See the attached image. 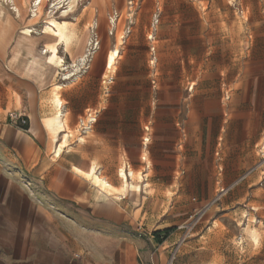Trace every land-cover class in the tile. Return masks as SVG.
I'll return each instance as SVG.
<instances>
[{
    "label": "rangeland",
    "instance_id": "1",
    "mask_svg": "<svg viewBox=\"0 0 264 264\" xmlns=\"http://www.w3.org/2000/svg\"><path fill=\"white\" fill-rule=\"evenodd\" d=\"M34 1L0 0V55L8 51L9 43L14 42L22 28L34 25L41 29L51 9L56 11L57 20H75L80 30L91 26V36L96 21L97 29L93 31L99 36L100 47L91 56V74L94 75L102 73L108 51L126 49L132 34L138 40L149 39L151 64L158 71L154 87L120 90L114 88V83H103L102 90L106 100L142 102L133 105L128 112L143 120L127 122L119 134L124 147L131 152L142 146L138 162L142 167L135 172L137 162L132 161L127 168L134 172L132 179L136 184L134 191L128 190L133 195L127 203L138 204L134 212L146 231L169 230L166 234L145 231V239L153 235L155 241L161 243L170 233L178 236L165 263L184 252L182 257L193 258L192 262L200 264H264V120L234 121L233 137L238 140L245 133L248 139L228 159L221 156L223 140L219 146L215 140L219 122H207L204 136L207 130L208 141L206 150H202V163H192L189 158L196 156L197 151L194 145H189V135L198 123L191 125L187 120L185 104V100H200L201 94L202 100H209L212 110L215 100H226L227 95L230 100H252L255 94V100H263L262 67L251 63L264 57V0H122L121 4L119 0H77L68 12H62L67 0L60 3L43 0L39 17L31 19ZM108 2L110 13L98 15L96 4L103 6ZM13 3L20 10L19 18L12 9ZM59 5L61 8H57ZM111 17L119 18L116 32L108 23ZM29 21L33 23L29 25ZM173 28L176 39L168 44L164 38ZM87 34L86 30L78 46L88 41ZM171 45L175 46V66L167 63L171 59L167 47ZM13 47L14 43L11 50ZM67 63L70 64L64 62V66ZM116 67L115 64L112 70ZM57 72L60 79L64 71ZM96 86V81L91 82V90ZM0 100H7L2 91ZM94 112L90 110L87 115L94 116ZM86 116L81 118L84 125L80 123L78 129L87 126ZM243 124L247 128L243 129ZM71 134L74 135V131ZM145 138L147 144H143ZM118 139L114 137V141ZM116 145H113L114 151ZM118 159L114 161L116 167L110 161L107 169H98V172L122 185L125 182L119 169L128 161L124 160L123 152ZM138 184L146 189L142 192ZM222 187L227 191L219 195ZM192 220V229L184 238L181 226ZM247 223L257 230L256 242L241 230ZM208 227L220 232L221 248L198 249L193 244L202 235L203 241L217 239L213 231L204 233L208 232ZM200 229L203 232L197 235L195 232Z\"/></svg>",
    "mask_w": 264,
    "mask_h": 264
},
{
    "label": "crops",
    "instance_id": "2",
    "mask_svg": "<svg viewBox=\"0 0 264 264\" xmlns=\"http://www.w3.org/2000/svg\"><path fill=\"white\" fill-rule=\"evenodd\" d=\"M95 8L98 15L105 16L112 10L110 2L103 6L96 4ZM67 22L70 29L75 31L74 38L67 50L59 46L58 52L70 63L73 58L78 60V56L86 52L91 26L88 29L84 26L80 30L75 20ZM32 23L28 22L29 25ZM108 23L116 32L119 18L115 17L114 23ZM93 27L97 29L96 21ZM86 30L88 41L80 47L78 40ZM174 30L164 38L168 44L176 39ZM115 32L114 35L109 33L113 35V46H116ZM34 38L30 47L25 41L15 56L11 50L14 42L9 43L11 47L3 56L0 55V92L7 97V100H0V264H166L178 236L170 233L161 243L156 242L153 235L145 239L146 230L134 212L138 204L133 206L127 203L133 193L127 190L120 197L104 196L89 179L73 168L76 166L87 170L94 167V170H103L109 167L110 161L116 167L114 161H119L118 156L122 152L124 160L128 161L123 163L126 168L132 161L137 162L135 172L142 167L138 164L142 146L131 152L119 137L127 122L143 120L141 116L128 112L133 105L142 102L106 100L102 84L114 83V88L120 90L153 88L158 71L151 64L149 39L144 37L138 40L132 34L126 49L119 48L115 63L117 67L113 71L107 72L104 67L100 75L91 74L90 60L84 72L74 73L66 79L67 82L58 90L62 100L59 116L56 112L59 107L53 103L51 95L52 87L60 81L56 77L60 66L37 68L28 63L44 45L42 36L36 34ZM97 38L99 40L98 34ZM236 42L235 49L238 51ZM167 49V55L171 57L167 63L175 66V46H168ZM251 64L262 67L264 78V57ZM107 76L113 78L110 83L104 82ZM94 81L97 86L91 90V82ZM225 99L215 100L213 110L209 109V100H202V94L200 100H185L187 120L191 125L198 123L189 135V145H194L197 151L196 156L189 158L190 162L202 163V150H206L208 141L207 130L204 136L207 122H219L215 140L217 146L223 140L221 156L228 159L248 139L245 133L238 140L233 137L234 121L264 120V96L263 100H255V94L252 100H230V95ZM90 110H95V121L78 129L80 123L84 125L81 118H85ZM10 112L23 115L26 123L16 124L9 120ZM90 116L92 114L88 113L86 118ZM242 128H247L246 124ZM66 131H74V135L69 132L72 136L68 135L66 147L57 156L54 148L58 147ZM80 137L83 142L79 140ZM114 137L119 139L114 141ZM114 143L117 144L116 151ZM106 178L114 186L120 185L109 175ZM210 229L208 227V232L204 233L213 231L217 239L203 241V235L200 236L193 242L198 249L221 248L218 241L220 232ZM160 231L163 233L164 230L154 228L146 232L152 234ZM201 232L202 229L195 233L198 235ZM182 249L186 251L185 247ZM183 254L181 252L180 256L174 257L170 264H200L192 262L193 258L182 257Z\"/></svg>",
    "mask_w": 264,
    "mask_h": 264
},
{
    "label": "bare ground",
    "instance_id": "3",
    "mask_svg": "<svg viewBox=\"0 0 264 264\" xmlns=\"http://www.w3.org/2000/svg\"><path fill=\"white\" fill-rule=\"evenodd\" d=\"M6 1L8 2V0H6ZM11 1L14 2V0H11ZM37 1H38V3L36 5L35 9H32L33 13L31 14V19H37L39 17V15H40L41 5H42L43 0H37ZM62 1L63 0H57L56 2L60 3ZM76 1L77 0H67L66 7H65L64 10H62V12L71 11L73 6L75 5ZM119 1H120L119 3L121 4L122 0H119ZM57 8H61V6L59 5V6H57ZM12 9L15 11L16 17L19 18L21 13H20V10L17 8V6L14 3H13V8ZM55 13H56V11H53V9H51L49 11V15L47 17L48 19L45 22V24L42 26L41 29H37L34 25L22 28L19 31V34L17 35V37L14 40V47H13V50H12V55L15 56L18 53V49L23 45V43L25 41L29 44L28 47H30L31 43L33 42V39H35L34 36L36 34H39V36H42L44 38V40H43L44 43H42L44 45L37 51V53L35 55H33L30 58L28 63L32 64V66H36L37 68H39L41 66H45V65L54 66V67L65 65V64H62V62H64V58L58 52L59 51V46H62L64 48V50H67L69 45L71 44L73 38H74V32L75 31L73 32V30L70 29V26H69L67 21H65V20L59 21V20H57L56 17L54 16ZM114 20H115L114 17L110 18V21L112 23H114ZM118 53H119V51H118L117 48H112L106 54L105 61H104V66L107 69V72L111 71L112 68L115 66V63H116V60H117V57H118ZM84 54L80 55L77 58L78 60L73 59L70 62V64L67 63L68 64L67 65V69H66V71L64 73L61 74L60 81L55 83L54 86L52 87L53 88L52 89L53 92L52 91L51 92L53 93V95H51V96H53V103L56 104V106L59 107V109L56 111V112L59 113V116H60V113H61L60 105L62 103V100L59 97L58 90L60 91L61 87L64 86V82L66 81V79H69L70 76H72L74 74L72 72L73 69L70 68V67H77L78 61L80 62L81 60H83ZM65 59H66V57H65ZM57 70H59V69L57 68ZM54 78H55V76H54ZM64 116H65V114H64ZM91 118H93V117H91ZM63 121H65V120H63ZM69 132H71V131L63 132L64 134H62V140H60L58 147L54 148L55 155L58 156L61 153L63 147L66 144L68 135H69V137L72 136V135L70 136ZM83 138H84V136H83ZM83 138L80 137L79 140L83 142ZM146 140L147 139L145 138L144 139V144H147ZM73 168H74L75 172H77L78 174L82 175L85 179L86 178L89 179L91 181L90 183L94 187H96L101 192V194L102 193L105 194L104 196H107V195L110 196L111 195L112 197L113 196L120 197L121 195H124L127 190H131V191L135 190L134 186L136 184H134L133 179H132L134 172L132 170H130V168L128 170L126 168L125 164H123V167L119 169V175L121 176L123 182H125L124 184H122L120 186H114L105 176L99 174L98 169L94 170L93 169L94 167L92 169H87V170H84V169L76 167V166H74ZM138 186H139L138 189L141 190V191L143 189H146L141 184H138ZM101 202H103V201H101ZM246 215H247V213H246ZM248 221H249V219H248ZM253 221H255V220L253 219ZM241 230L243 232H245L246 235L248 237H250L253 241L256 242L258 240L257 230L254 227H250L248 223L246 225H244L241 228ZM240 238H242V236Z\"/></svg>",
    "mask_w": 264,
    "mask_h": 264
},
{
    "label": "built area",
    "instance_id": "4",
    "mask_svg": "<svg viewBox=\"0 0 264 264\" xmlns=\"http://www.w3.org/2000/svg\"><path fill=\"white\" fill-rule=\"evenodd\" d=\"M37 3H38L37 0L34 1L35 7H36ZM94 28L95 27L92 28V34L93 35L91 36L90 40L88 41V46L86 48V52L84 54L83 60L80 61V64H79L80 66L78 69L76 67L72 68L73 73L81 74L82 72H84L89 66V62L91 60V55L93 53H95L96 50L99 48V40L97 38V34L93 31ZM62 64H64V62H62ZM66 69H67V65L66 66L62 65L59 67V70L61 72H63V71L65 72ZM112 79H113L112 76H107L105 78L104 82L110 83L112 81ZM91 117H93V118H91ZM8 118H9V120L14 121L16 124L24 125L26 123V118L23 115H18L17 113L10 112L8 114ZM94 121H95V116H90L88 119V123H92ZM84 128H86V127H84ZM226 191H227V189L221 188L219 191V195L224 194ZM192 223H193V220L191 222L185 223L181 226V228L184 230V238L188 236L190 230L192 229V225H193ZM168 264H170V262Z\"/></svg>",
    "mask_w": 264,
    "mask_h": 264
},
{
    "label": "trees",
    "instance_id": "5",
    "mask_svg": "<svg viewBox=\"0 0 264 264\" xmlns=\"http://www.w3.org/2000/svg\"><path fill=\"white\" fill-rule=\"evenodd\" d=\"M166 232H167V230H164V231H163V233H166ZM157 235H159V233H157Z\"/></svg>",
    "mask_w": 264,
    "mask_h": 264
}]
</instances>
